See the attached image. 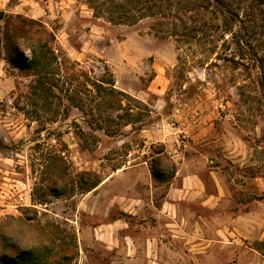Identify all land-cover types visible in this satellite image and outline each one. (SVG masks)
<instances>
[{
    "label": "rangeland",
    "instance_id": "obj_1",
    "mask_svg": "<svg viewBox=\"0 0 264 264\" xmlns=\"http://www.w3.org/2000/svg\"><path fill=\"white\" fill-rule=\"evenodd\" d=\"M224 1L238 15L232 34L227 14L196 12L211 0H141L130 13L105 0H0L3 15L53 33L61 63L52 94H40L0 48V219L28 209L75 253L62 264H264V5ZM158 145L218 197L216 210L177 203L193 242L194 215L208 220L201 250L168 236L175 227L150 208L174 178L148 171ZM127 194L145 208L120 210L113 199ZM117 220L123 228L103 227ZM154 233L164 247L144 251Z\"/></svg>",
    "mask_w": 264,
    "mask_h": 264
},
{
    "label": "trees",
    "instance_id": "obj_2",
    "mask_svg": "<svg viewBox=\"0 0 264 264\" xmlns=\"http://www.w3.org/2000/svg\"><path fill=\"white\" fill-rule=\"evenodd\" d=\"M140 2L141 0H125L122 3L105 0L104 4L107 6L109 4L111 9L118 8V12L130 13ZM128 3L132 4V7L126 9ZM257 3L264 5V0H257ZM210 9L214 16L227 14L222 17L221 22L225 32L232 34L233 21L238 19L237 12L224 0L202 3L196 12ZM1 19L3 23L0 26V48L5 61L13 68L34 78L32 86L34 92L52 94L51 88L56 86L55 72L61 67L55 54L53 33L47 31L40 22L20 15L6 16L0 13ZM235 43L239 55L244 56L245 52L239 41L235 40ZM246 45L250 46L247 42ZM25 50L28 52L27 56ZM102 84L113 85L105 82L97 83L100 88H105ZM148 171L152 179L160 183H167L174 177L177 171L176 163L163 145H158L153 151L148 163ZM94 178L95 181L86 187L87 192L95 189L100 183L95 174ZM23 215L25 216L23 219L12 216L0 219V264H62L72 258L75 253L71 251L69 245L61 247L58 239L47 235V229H43L38 223H31L32 217L28 215V209H25ZM60 248L62 254L56 253Z\"/></svg>",
    "mask_w": 264,
    "mask_h": 264
},
{
    "label": "crops",
    "instance_id": "obj_3",
    "mask_svg": "<svg viewBox=\"0 0 264 264\" xmlns=\"http://www.w3.org/2000/svg\"><path fill=\"white\" fill-rule=\"evenodd\" d=\"M134 173V171H131ZM149 174V173H148ZM196 175L189 174V175H183L182 173L177 172L172 179L171 184L169 185V188L165 192V195L161 198V202L159 206L154 207L152 202L150 203V208H152L153 211L157 212V218L164 219L169 226L175 227V229H169V233H167L168 236L171 238H177V236L182 237L184 240H187L186 244H189V248L196 247L198 250L203 249L206 246V243L208 240L206 239V235L204 234L200 222L203 225L208 224V220L206 218L194 215L195 219L193 220L194 225L199 227V230L196 231L198 234V241L193 242L192 239V229L190 231L186 229H182V225L184 223H187L188 219L186 217H181L180 213L185 214L182 211H179L177 208V203L179 202H188L191 200H199L200 205L205 208L206 210H216V206L218 205V197L217 196H204L202 191V184L198 178H196ZM148 184H152L151 178H148ZM150 187V186H149ZM152 188V185H151ZM151 189H148V187H144L143 192H150ZM114 202L118 205V208L124 212H128V214H135V212H139L141 208H145V201L143 197L139 196H132V195H126L124 197H115ZM148 205V204H147ZM149 206V205H148ZM144 211V210H143ZM189 218V217H188ZM120 220H117L116 222H112L109 224H105L103 227L105 229L107 228H123V225H119ZM179 225V226H178ZM191 225V221H190ZM120 226V227H119ZM176 226L179 227V229H176ZM215 234L213 235L216 238V241H218V235L222 231L215 229ZM160 234L154 233V236H151L153 238H149L144 243V251H160L164 247L163 240H160ZM127 239L130 237H126ZM221 243V242H219ZM186 246V245H185ZM156 261V260H154ZM152 262V261H151ZM156 264V263H155Z\"/></svg>",
    "mask_w": 264,
    "mask_h": 264
},
{
    "label": "water",
    "instance_id": "obj_4",
    "mask_svg": "<svg viewBox=\"0 0 264 264\" xmlns=\"http://www.w3.org/2000/svg\"><path fill=\"white\" fill-rule=\"evenodd\" d=\"M263 91H264V83H263Z\"/></svg>",
    "mask_w": 264,
    "mask_h": 264
}]
</instances>
